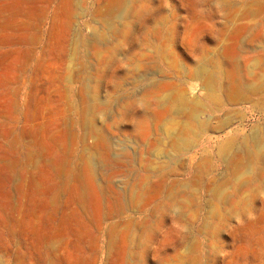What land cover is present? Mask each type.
Returning <instances> with one entry per match:
<instances>
[{
  "label": "rangeland",
  "instance_id": "rangeland-1",
  "mask_svg": "<svg viewBox=\"0 0 264 264\" xmlns=\"http://www.w3.org/2000/svg\"><path fill=\"white\" fill-rule=\"evenodd\" d=\"M0 264H264V0H0Z\"/></svg>",
  "mask_w": 264,
  "mask_h": 264
}]
</instances>
